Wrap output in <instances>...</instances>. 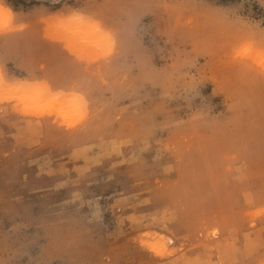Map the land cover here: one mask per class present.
I'll list each match as a JSON object with an SVG mask.
<instances>
[{"label": "rangeland", "instance_id": "374dc122", "mask_svg": "<svg viewBox=\"0 0 264 264\" xmlns=\"http://www.w3.org/2000/svg\"><path fill=\"white\" fill-rule=\"evenodd\" d=\"M0 16V264H264V0Z\"/></svg>", "mask_w": 264, "mask_h": 264}, {"label": "bare ground", "instance_id": "6f19581e", "mask_svg": "<svg viewBox=\"0 0 264 264\" xmlns=\"http://www.w3.org/2000/svg\"><path fill=\"white\" fill-rule=\"evenodd\" d=\"M8 12H9V11H8ZM0 17H1V16H0ZM4 18H5V17H4ZM0 19H1V21H2L3 18H0ZM6 20H7V18H6ZM6 20H4L3 23H1V26H2L3 24L6 25V23H4ZM1 21H0V22H1ZM6 27H7V26H6ZM1 29H2V27H0V30H1ZM1 80H2V79H1ZM0 84H1V82H0ZM23 84H24V83H23ZM1 85H4V87H6V85H5L4 83L1 84ZM1 85H0V87L2 88ZM22 86H26V85H22ZM22 86H19L20 89H21V88H24V87H22ZM17 87H18V86H17ZM17 87H16V88H17ZM19 87H18V89H19ZM27 88H28V85H27ZM44 93H45V92H44ZM44 93H43V94H44ZM46 93H47V92H46ZM44 95H46V94H44ZM47 95H48V94H47ZM47 97H48V96H47ZM54 99H55V98H54ZM54 99H51V98H50V101H52V100H54ZM53 102H55V100H54ZM58 104H59V103H58ZM44 107H45V106H44ZM42 108H43V107H42ZM29 110H30V109H29ZM43 110H44V109H43ZM54 110H55V109H54ZM56 110H57V109H56ZM45 111H46V110H45ZM47 111H49V108H48ZM30 112H33V111H30ZM38 112H39V111H38ZM52 112H53V111H52ZM41 113H42V112H41ZM55 113H56V112H55ZM55 113H54V114H55ZM28 114H29V113H28Z\"/></svg>", "mask_w": 264, "mask_h": 264}]
</instances>
